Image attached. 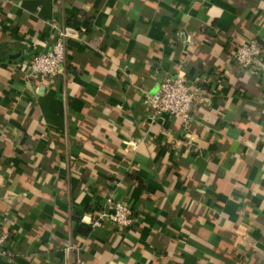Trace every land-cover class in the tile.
I'll return each mask as SVG.
<instances>
[{
	"label": "crops",
	"instance_id": "crops-1",
	"mask_svg": "<svg viewBox=\"0 0 264 264\" xmlns=\"http://www.w3.org/2000/svg\"><path fill=\"white\" fill-rule=\"evenodd\" d=\"M65 25L64 72L29 71ZM264 0H0V264H264ZM264 62V52L262 56ZM168 76L190 126L155 114ZM129 205L135 221H91Z\"/></svg>",
	"mask_w": 264,
	"mask_h": 264
},
{
	"label": "built area",
	"instance_id": "built-area-1",
	"mask_svg": "<svg viewBox=\"0 0 264 264\" xmlns=\"http://www.w3.org/2000/svg\"><path fill=\"white\" fill-rule=\"evenodd\" d=\"M56 30L55 38L50 48L34 55L29 71L42 81L64 72L66 64V40L70 36L68 28L56 21L50 22ZM263 47L256 41L238 45L235 48L236 61L252 71H259L264 67L262 60ZM199 89L194 88L187 76H168L160 84L159 91L148 96V102L155 114H169L182 119L185 127L190 126L192 104L197 99ZM110 208L100 211L97 218L91 221L93 227L103 226L109 221L118 227H129L135 221L133 209L124 202L108 198ZM9 238L8 232L0 233V246ZM75 264H88L83 258L77 257Z\"/></svg>",
	"mask_w": 264,
	"mask_h": 264
}]
</instances>
